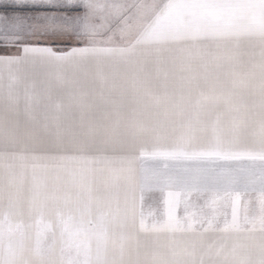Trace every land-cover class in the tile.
I'll use <instances>...</instances> for the list:
<instances>
[{
    "label": "snow or ice",
    "instance_id": "6c2138e0",
    "mask_svg": "<svg viewBox=\"0 0 264 264\" xmlns=\"http://www.w3.org/2000/svg\"><path fill=\"white\" fill-rule=\"evenodd\" d=\"M0 264H264V0H0Z\"/></svg>",
    "mask_w": 264,
    "mask_h": 264
}]
</instances>
